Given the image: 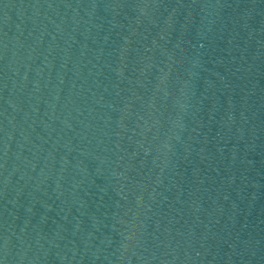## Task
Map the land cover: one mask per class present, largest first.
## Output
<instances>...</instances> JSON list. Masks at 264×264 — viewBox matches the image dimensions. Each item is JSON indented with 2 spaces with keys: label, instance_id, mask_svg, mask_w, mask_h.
<instances>
[{
  "label": "water",
  "instance_id": "obj_1",
  "mask_svg": "<svg viewBox=\"0 0 264 264\" xmlns=\"http://www.w3.org/2000/svg\"><path fill=\"white\" fill-rule=\"evenodd\" d=\"M0 264H264V0H0Z\"/></svg>",
  "mask_w": 264,
  "mask_h": 264
}]
</instances>
